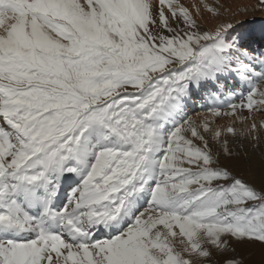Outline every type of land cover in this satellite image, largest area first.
Returning a JSON list of instances; mask_svg holds the SVG:
<instances>
[{
  "label": "snow or ice",
  "instance_id": "snow-or-ice-1",
  "mask_svg": "<svg viewBox=\"0 0 264 264\" xmlns=\"http://www.w3.org/2000/svg\"><path fill=\"white\" fill-rule=\"evenodd\" d=\"M249 11L0 0V264H264V19H229Z\"/></svg>",
  "mask_w": 264,
  "mask_h": 264
},
{
  "label": "rangeland",
  "instance_id": "rangeland-1",
  "mask_svg": "<svg viewBox=\"0 0 264 264\" xmlns=\"http://www.w3.org/2000/svg\"><path fill=\"white\" fill-rule=\"evenodd\" d=\"M198 2V0H196ZM223 2V0H222ZM241 2V3H240ZM229 3L231 4V6L233 7L232 8V11L235 13L237 12V10L241 7H243L244 5H247L250 9V11L248 12L247 15H235L233 17H229V19H235V20H244V21H252V20H256V21H260L262 19H264V10H260V9H256L255 11H252L251 9L254 7L255 3H256V0H229ZM235 3V4H234ZM241 4V5H240ZM234 5V6H233ZM208 20V21H207ZM206 22V23H205ZM214 21H212L211 19H206L205 21H203V24L205 27H213L214 25ZM260 24L257 23L255 25L256 29L259 30L260 28ZM207 103H199V104H195L194 108L196 107L197 110L193 111L191 113V116L192 115H198L197 117V120L199 119H202L200 116H204L206 115V113H208V110H209V107L208 105H206ZM204 106V107H203ZM203 113V114H202ZM259 116V117H258ZM257 117V120L258 122H261V121H264V115H261V114H257L256 115ZM228 118V119H227ZM231 120V121H230ZM222 121V122H221ZM224 121V122H223ZM226 122V123H225ZM228 123H233L232 119L229 118V117H222V118H219V126L221 125H226ZM235 127L238 128V130L242 127V125L239 123V121H236L235 122ZM259 157L257 156V159ZM247 178V177H246ZM255 260L259 261L260 259V256H259V252L257 251L255 256L253 257Z\"/></svg>",
  "mask_w": 264,
  "mask_h": 264
},
{
  "label": "bare ground",
  "instance_id": "bare-ground-1",
  "mask_svg": "<svg viewBox=\"0 0 264 264\" xmlns=\"http://www.w3.org/2000/svg\"><path fill=\"white\" fill-rule=\"evenodd\" d=\"M231 1V0H230ZM184 2L186 3V4H192V3H195V2H197L196 0H184ZM241 3V2H240ZM235 4V3H234ZM241 5V4H240ZM234 6V5H233ZM233 8V7H232ZM210 19V18H209ZM208 21V20H207ZM206 23V22H205ZM207 104L206 105H208V107L210 108L212 105H211V102H206ZM195 104H199V102H197V103H195ZM195 104H194V106H195ZM194 106L193 107H191L190 108V110H189V116H191V113L193 112V111H195V110H197V108L195 107L194 108ZM204 107V106H203ZM203 114V113H202ZM207 114V113H206ZM245 115H247V113H244ZM193 119H195L198 123L199 122H201L203 119H204V117H205V115L204 116H200L202 119H198L197 120V117H198V115L196 114V115H192L191 116ZM259 117V116H258ZM228 119V118H227ZM255 119H256V121L258 122V120H257V117H255ZM231 121V120H230ZM222 122V121H221ZM224 122V121H223ZM226 123V122H225ZM259 123V122H258ZM228 124H232V123H228ZM228 124H226V125H228ZM224 125V124H223ZM217 126H219V125H217ZM238 129V128H237Z\"/></svg>",
  "mask_w": 264,
  "mask_h": 264
}]
</instances>
